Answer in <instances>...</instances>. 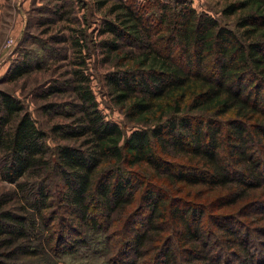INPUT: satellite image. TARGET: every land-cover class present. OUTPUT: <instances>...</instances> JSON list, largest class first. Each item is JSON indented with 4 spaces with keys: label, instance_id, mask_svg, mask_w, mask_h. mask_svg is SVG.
<instances>
[{
    "label": "trees",
    "instance_id": "obj_1",
    "mask_svg": "<svg viewBox=\"0 0 264 264\" xmlns=\"http://www.w3.org/2000/svg\"><path fill=\"white\" fill-rule=\"evenodd\" d=\"M60 1L58 19L80 21ZM109 1L99 45L124 53L108 86L137 128L106 119L77 69L71 121L54 127L66 142L51 148L22 100L0 90V178L14 186L0 197V264H58L83 249L100 264L260 262L241 219L264 214V0H229L221 14L241 11L234 25L191 0ZM74 37L77 52L89 47L83 27ZM35 69L19 61L5 79ZM205 194L232 213H209L196 202ZM211 224L232 236L230 250Z\"/></svg>",
    "mask_w": 264,
    "mask_h": 264
},
{
    "label": "rangeland",
    "instance_id": "obj_2",
    "mask_svg": "<svg viewBox=\"0 0 264 264\" xmlns=\"http://www.w3.org/2000/svg\"><path fill=\"white\" fill-rule=\"evenodd\" d=\"M100 1L71 0V6L64 9L72 10L75 19L80 18V21L71 22L58 19L61 9L56 5L62 3L60 0H0V90L10 92L22 100L26 110L33 115L41 128L46 130L47 143L51 148L66 142L62 135L54 130V127L71 121L69 115L73 114L72 103L75 102V97L70 80L74 70L77 69L83 70L90 77L91 88L99 109L106 119L119 124L127 135L137 128L128 121L121 106L110 94L108 73L118 66L116 59L119 60L124 51L120 56L115 53L108 54L99 45L101 40L109 37L108 34H100L98 28L103 15L112 3L109 1L101 5ZM191 2L198 10L211 12L217 17L224 18L223 21L226 20L231 25H234L241 12L223 17L221 10L229 0H191ZM82 27L86 34L91 36V42L88 43L89 47L84 42V51L79 53L74 49L71 39L75 38V28ZM27 59L34 67L40 64L41 69H35L17 81H6L5 75L8 70L17 62ZM83 61L85 63H82ZM55 87H61L62 91L49 95L50 90ZM43 94L48 97H42ZM51 104L57 107L46 108ZM13 188V185L0 178V197ZM141 191L142 189L136 191L137 197ZM207 195H202L200 201L196 202L205 201L209 213L213 212V215L232 213L230 208L210 209L208 202L211 195ZM19 203L17 199H13L6 207H18ZM263 216L264 214L261 213L241 219L246 223V227L250 226L249 228L253 229L246 240L255 243L257 247L251 249L253 252H258L257 257L261 259L255 264H264V231L259 235L254 229L264 224L260 221ZM252 220L254 221L251 222ZM119 222L116 221V223ZM218 225L222 224H211L208 229L214 231L219 239L226 241V250H230L228 240L232 236L225 234ZM231 226L239 227L238 224H231ZM241 234L244 236L243 233ZM215 239L213 233L210 240ZM81 252L63 255L61 259L55 260L58 264H100V262L95 263L96 260L81 258L86 253V249ZM223 260L226 262V257ZM230 263L243 264L233 256Z\"/></svg>",
    "mask_w": 264,
    "mask_h": 264
}]
</instances>
